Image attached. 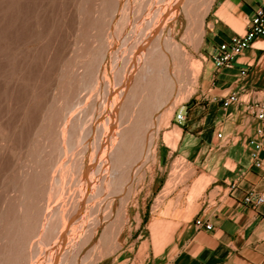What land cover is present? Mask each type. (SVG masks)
I'll return each instance as SVG.
<instances>
[{
  "label": "bare ground",
  "instance_id": "bare-ground-1",
  "mask_svg": "<svg viewBox=\"0 0 264 264\" xmlns=\"http://www.w3.org/2000/svg\"><path fill=\"white\" fill-rule=\"evenodd\" d=\"M195 1L0 0V264H100L122 246L154 158L155 112L190 93L176 92L170 63L186 66L174 34ZM214 1L196 14L191 56ZM229 11L216 17L241 31ZM201 72L192 62V86ZM149 226L158 258L176 226Z\"/></svg>",
  "mask_w": 264,
  "mask_h": 264
},
{
  "label": "rangeland",
  "instance_id": "rangeland-1",
  "mask_svg": "<svg viewBox=\"0 0 264 264\" xmlns=\"http://www.w3.org/2000/svg\"><path fill=\"white\" fill-rule=\"evenodd\" d=\"M224 1L215 0L206 15L203 41L195 55L191 56L188 53L189 39L194 33L196 14L204 8L203 0H197L192 4L189 17L181 15L182 18L180 17L177 21L178 25L174 34V42L177 43V48L174 50L175 53L180 52V54L181 51H184V54L182 53L180 56L183 59L185 58L186 66L181 68L178 60H172L170 67L171 71L178 75L175 78L176 92L190 90V93L177 106L173 107L172 102H170L155 112L156 127L153 128L155 141L151 148L154 158L147 162L145 166L147 175L141 185L138 197L137 223L132 221L130 225L132 232L129 228L121 237L122 246L115 248L113 254L100 264H126L124 261L127 259L130 261L127 264L133 261L138 264L157 263L158 259L152 249L151 228L149 225L153 222L160 223L164 231L166 225H175L176 230L173 237L176 239L179 228L189 219L193 211L202 204L207 192L212 190V186L206 191L205 187L213 181V169L223 165L224 135L219 131L215 132L214 129H209L213 121H222L218 112L224 110L222 106L224 92L215 90L218 87L215 79L217 70L213 66L211 53L212 49L224 39L225 34L231 31L234 35H242L246 26V22L241 20L237 13L231 11L228 14L242 25L241 31H236L229 25L219 21L216 12L223 6ZM259 1L263 2L261 6H264V0ZM132 30L133 26L127 24L124 34ZM145 33L148 34L147 31ZM186 52L188 53L187 57ZM195 61L202 63V72L197 85L192 86L186 75L191 63ZM244 100H247V98H244ZM259 100L261 101V99ZM169 107L172 109L167 119V108ZM180 110L185 113V121L182 124H178L175 120V116ZM167 121L168 125L165 126ZM210 133H213L217 139L215 144L210 143ZM218 134H221L222 138H218ZM178 146L179 148H177ZM189 171L191 175L186 178ZM173 177L175 180L171 184L170 193L161 199L165 187ZM201 177L205 179L203 184L196 190L194 195L190 194L195 183ZM220 185L219 182H216L215 186L217 188L210 194L209 199L211 202L222 190ZM158 199H160V202L157 205L156 201ZM206 205L207 203L202 207L204 208ZM134 214L135 211H133ZM195 220L198 219H193L191 222L193 225ZM144 243L148 246L140 259L138 251ZM172 244L173 242L164 247L161 253L163 262L166 261V256ZM130 249L133 250L129 252ZM83 256L84 254L81 257ZM117 257H119L118 260H116Z\"/></svg>",
  "mask_w": 264,
  "mask_h": 264
},
{
  "label": "crops",
  "instance_id": "crops-1",
  "mask_svg": "<svg viewBox=\"0 0 264 264\" xmlns=\"http://www.w3.org/2000/svg\"><path fill=\"white\" fill-rule=\"evenodd\" d=\"M262 3L225 0L223 5L247 23ZM232 35L229 31L223 40ZM257 43H264V39L256 40L239 55L231 69L216 72L215 90L224 92L223 97L236 94L238 98L218 112L222 121H213L209 129L224 135L223 165L213 169V181L205 187V191L210 186L212 190L179 228L176 239L172 237L168 243L173 242L166 261L161 260L160 254L154 264H264V205L252 208L242 203L250 191L264 194V151L260 154L262 166L255 168L250 157L252 147L248 144L256 136L258 121L248 111L247 101L264 102V48L256 47ZM209 140L211 144L217 142L213 133ZM216 182L222 190L211 202ZM196 218L210 224L212 229H197L191 223Z\"/></svg>",
  "mask_w": 264,
  "mask_h": 264
},
{
  "label": "built area",
  "instance_id": "built-area-1",
  "mask_svg": "<svg viewBox=\"0 0 264 264\" xmlns=\"http://www.w3.org/2000/svg\"><path fill=\"white\" fill-rule=\"evenodd\" d=\"M264 39V6L258 7L249 21L246 23L244 33L242 35L236 34L227 40H223L216 47L213 48L211 59L213 66L216 70L221 71L224 69H231L236 58L244 51L252 47L256 40ZM236 94H230L222 98V106L229 107L231 104L237 102ZM248 111L258 121V126L255 129V137L250 139L248 144L252 147L250 157L253 161L255 168L262 166L260 158L261 152L264 151V102L260 100L247 101ZM175 120L178 124L185 121V113L182 110L178 111ZM218 138H222L218 134ZM242 203L245 206L252 208H259L264 205V194L250 191L248 192ZM197 229L211 230L212 226L204 221L198 219L194 222Z\"/></svg>",
  "mask_w": 264,
  "mask_h": 264
}]
</instances>
